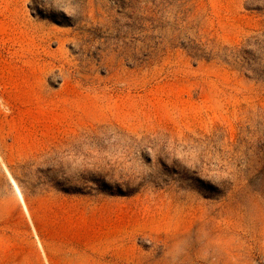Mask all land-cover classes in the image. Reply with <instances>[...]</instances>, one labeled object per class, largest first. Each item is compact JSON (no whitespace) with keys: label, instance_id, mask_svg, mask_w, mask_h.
<instances>
[{"label":"rangeland","instance_id":"obj_1","mask_svg":"<svg viewBox=\"0 0 264 264\" xmlns=\"http://www.w3.org/2000/svg\"><path fill=\"white\" fill-rule=\"evenodd\" d=\"M259 9L264 0H0V264H264V80L184 48L242 44L264 31ZM100 126L208 139L228 192L54 188L50 151Z\"/></svg>","mask_w":264,"mask_h":264},{"label":"trees","instance_id":"obj_2","mask_svg":"<svg viewBox=\"0 0 264 264\" xmlns=\"http://www.w3.org/2000/svg\"><path fill=\"white\" fill-rule=\"evenodd\" d=\"M184 48L194 59L215 57L264 80V31L235 47L221 48L195 37ZM207 140L185 144L168 136H139L119 126H100L73 139L63 150L50 151V184L68 195L121 198L149 188L201 185L207 197L212 193L222 197L231 185L230 174L224 166L212 170L204 145Z\"/></svg>","mask_w":264,"mask_h":264}]
</instances>
